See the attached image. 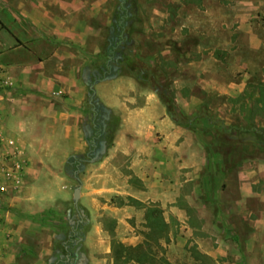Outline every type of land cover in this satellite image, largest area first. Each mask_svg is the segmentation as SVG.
Returning a JSON list of instances; mask_svg holds the SVG:
<instances>
[{
    "label": "rangeland",
    "instance_id": "1",
    "mask_svg": "<svg viewBox=\"0 0 264 264\" xmlns=\"http://www.w3.org/2000/svg\"><path fill=\"white\" fill-rule=\"evenodd\" d=\"M185 1L100 0L90 15L91 0H85L83 12L75 19L77 30L81 26L94 27V34H84L85 56L98 48V53L91 55L79 73L82 93L79 96L78 92V98L82 100L81 109L86 118L77 122L76 130L70 135L71 144L69 140L68 144L28 145L17 150L10 141L0 140V209L34 218L51 209L56 217L75 219L78 218L75 209L83 210L90 224L84 232L90 227V236L82 246L86 253L93 251L95 264H138L125 258L116 262L113 244L132 248L130 255L148 253L152 258L146 264H163L160 259L168 264H233L236 255L220 258L208 254L216 252L220 244L225 249L226 223L234 224L239 251L251 235L244 221L233 214L235 210L229 202L238 197L236 172L256 165H251L250 158L262 157L264 163V148L252 142L253 136L238 131L248 126L264 130V0H191V10H187ZM182 13L195 16L191 30L186 28L185 19H178ZM123 37L125 43H119L116 56L131 58L150 69L154 67L156 78L150 79L151 85L142 86L149 90L156 86L167 98L172 96L176 114L197 117V126L189 130V141L195 143V148L199 147L196 153L203 155L206 150L209 157V166L200 177L197 175L200 189H193L191 182L178 190V197L173 196L172 189L164 191L168 192L163 209L168 229L166 237L157 243L147 239L145 211L159 206L160 201L149 199L141 203L125 195L105 199L96 197L97 192L92 189H82L84 194L79 196L76 206L74 202V191L82 187L81 181L87 176L86 157L99 160L105 155L118 122L116 114L97 102L93 106L87 82L103 76H110L109 79L121 76L124 68L118 64L112 66L110 73L101 67L107 46ZM43 101V107L51 104L61 110L65 103L53 95ZM41 103L36 106H42ZM231 127L238 129L229 131ZM56 133L60 140L63 131L57 129ZM33 135L36 137L39 131L34 129ZM32 141L36 142V138ZM90 144L94 150L88 152ZM39 150L44 151V163L50 166L52 174L48 170L33 171L43 166V162L35 160ZM182 152L187 154L189 150L185 148ZM223 153L227 155L226 163L222 161ZM17 158L20 166L13 162ZM72 158L78 163L76 171L70 164ZM187 171L185 168L184 179ZM225 176L230 189H224ZM220 202H224L225 208L222 214H217ZM173 203L179 214L169 210ZM248 204L256 207L254 201ZM48 232L47 228L43 230L45 234ZM57 232L54 241L59 239ZM31 242L30 253L20 254L19 264H35L41 246ZM226 249L228 253L230 250Z\"/></svg>",
    "mask_w": 264,
    "mask_h": 264
},
{
    "label": "crops",
    "instance_id": "2",
    "mask_svg": "<svg viewBox=\"0 0 264 264\" xmlns=\"http://www.w3.org/2000/svg\"><path fill=\"white\" fill-rule=\"evenodd\" d=\"M190 2L185 1L187 10L193 7ZM84 3L85 0H0V140L10 141L17 150L28 145L68 144L69 140L71 144L70 135L76 130L77 122L86 118L81 109L82 100L78 98V92L79 96L82 93L79 73L85 69L91 55L98 53V48L91 49L85 56L84 34H94V27L81 26L77 30L75 19L83 12ZM91 3L90 15L100 0H91ZM179 18L185 19L186 28L193 27L195 16L191 13H182ZM133 78L121 75L97 81L91 87L96 102L116 114L118 122L105 155L87 162V176L81 181L77 199L74 193V202L76 206L79 196L84 194L82 189H92L97 192L96 197L105 199L125 195L141 203L149 199L160 201L156 207L162 211L165 221L164 199L168 192L164 191L172 189L173 196L178 197V190L191 182H194L193 189H200L198 179L209 166V157L206 150L203 155L196 153L199 147L190 144L189 130L171 120L156 91ZM52 95L65 102L62 110L51 104L43 107V100ZM38 102H42V106H36ZM91 127L95 129L94 125ZM34 129L39 131L36 137ZM57 129L63 131L60 140ZM185 148L189 153L182 152ZM37 154L35 160L43 162V166L33 171L48 170L52 174L50 166L44 163V151L39 150ZM14 159L20 166L19 158ZM255 159L250 158V163L256 165L236 172L238 197L229 202L235 210L233 214L244 221L251 235L239 251L234 224L226 223L224 243L227 247L223 249L224 245L220 244L216 252H204L208 256L221 258L232 254L238 257L231 262L233 264H264V163L262 157ZM185 168L188 170L186 179ZM225 181L224 189H230L227 176ZM248 201H254L256 207L251 208ZM173 204L169 210L179 214V208ZM224 208V202H220L217 214H222ZM31 216H17L0 209V264H19L18 258L20 254L26 255L30 241L41 246L35 264H46L53 256L56 229L42 227ZM95 227L93 225L92 231ZM46 228L49 232L45 234ZM88 230L84 232L82 244L90 236ZM226 248L230 250L228 253ZM86 260L88 264L96 263L93 251L86 253Z\"/></svg>",
    "mask_w": 264,
    "mask_h": 264
},
{
    "label": "trees",
    "instance_id": "3",
    "mask_svg": "<svg viewBox=\"0 0 264 264\" xmlns=\"http://www.w3.org/2000/svg\"><path fill=\"white\" fill-rule=\"evenodd\" d=\"M119 22L122 23V20ZM122 26V25H121ZM125 43L124 37L121 38L119 42H111L106 48V57L102 63V70H105L107 73H110L112 70V66L118 64L120 67L124 68V72L121 75H128L134 77L138 83L140 84H149L151 85V78H156L154 67L152 69L146 67L145 64H139L135 62L133 59L122 56L117 57L116 51L119 49L120 44ZM120 58V59H119ZM99 67V66H98ZM111 78L103 76L100 78H96L94 80H90L87 82V86L89 88V98L94 106L96 99L93 96L92 86L95 82L101 81L104 79ZM264 87V84H262ZM154 91H156L161 103L164 105L167 115L171 118V120L178 126L184 127L188 130H192L197 126V117H186L182 113L176 114L175 113V103L173 97H168L164 95L163 92H160L156 86L151 87ZM169 87L166 88V90ZM94 108V107H92ZM93 110V109H92ZM93 112V111H92ZM91 112V113H92ZM94 113V112H93ZM200 118V117H199ZM198 118V119H199ZM193 124V125H192ZM192 125V126H191ZM237 130L238 128L231 127L228 129L229 131ZM239 132L242 134H247L253 136L252 142L256 145L264 148V130L257 129L253 126L243 127L238 129ZM94 150V145L90 144L89 151ZM222 161L223 163L228 162L226 158V153H223ZM87 162L91 160H95L93 156L86 157ZM70 164L73 165L74 171L77 170V160L72 158ZM133 200V199H130ZM74 215L78 218L75 219L73 216L62 218L56 217L55 212L52 210H46L43 213L39 214L36 218H32V220L39 222L42 227H50L55 228L58 232L59 239L54 241L53 245V256L48 260L46 264H85L86 262V252L84 247L82 246L83 235H84V228L88 224V219L86 214L83 210L78 208L75 209ZM57 218V219H56ZM53 220L56 222L53 223ZM145 221L146 227L148 229V233L146 234L147 239L153 240L156 243L159 239H163L166 237L168 224L165 223L162 217V211L157 208L156 206L148 207L145 211ZM116 247L115 244L112 245L113 254L115 257L116 262H118L121 258H125L126 260H133L138 264H146L152 258L148 253L140 252L137 255H130V251L133 250L130 247H124L123 245L119 244ZM120 246V247H119ZM135 249H138L135 247ZM126 252L123 255V252ZM30 253L27 249L26 254ZM125 260V261H126ZM160 262L163 264H168L167 261L164 259H160Z\"/></svg>",
    "mask_w": 264,
    "mask_h": 264
},
{
    "label": "water",
    "instance_id": "4",
    "mask_svg": "<svg viewBox=\"0 0 264 264\" xmlns=\"http://www.w3.org/2000/svg\"><path fill=\"white\" fill-rule=\"evenodd\" d=\"M78 192H79V190L78 189H75V199H77V197H78Z\"/></svg>",
    "mask_w": 264,
    "mask_h": 264
}]
</instances>
